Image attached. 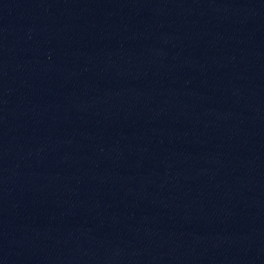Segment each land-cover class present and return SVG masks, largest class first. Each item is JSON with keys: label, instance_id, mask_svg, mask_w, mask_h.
Segmentation results:
<instances>
[{"label": "water", "instance_id": "water-1", "mask_svg": "<svg viewBox=\"0 0 264 264\" xmlns=\"http://www.w3.org/2000/svg\"><path fill=\"white\" fill-rule=\"evenodd\" d=\"M0 264H264V0H0Z\"/></svg>", "mask_w": 264, "mask_h": 264}]
</instances>
